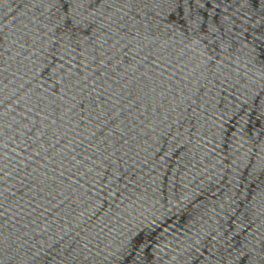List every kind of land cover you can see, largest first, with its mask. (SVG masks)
Wrapping results in <instances>:
<instances>
[{
  "label": "water",
  "instance_id": "1",
  "mask_svg": "<svg viewBox=\"0 0 264 264\" xmlns=\"http://www.w3.org/2000/svg\"><path fill=\"white\" fill-rule=\"evenodd\" d=\"M0 264H264V0H0Z\"/></svg>",
  "mask_w": 264,
  "mask_h": 264
}]
</instances>
